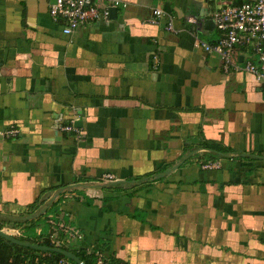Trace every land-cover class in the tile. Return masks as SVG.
Here are the masks:
<instances>
[{"label": "crops", "instance_id": "1", "mask_svg": "<svg viewBox=\"0 0 264 264\" xmlns=\"http://www.w3.org/2000/svg\"><path fill=\"white\" fill-rule=\"evenodd\" d=\"M120 1L65 35L52 0H0V229L49 246L56 208L84 238L49 247L100 248L113 264H264V89L240 69L253 51L238 47L225 71L194 44L216 40L215 24L188 21L245 0Z\"/></svg>", "mask_w": 264, "mask_h": 264}, {"label": "built area", "instance_id": "2", "mask_svg": "<svg viewBox=\"0 0 264 264\" xmlns=\"http://www.w3.org/2000/svg\"><path fill=\"white\" fill-rule=\"evenodd\" d=\"M118 5L126 6V2L112 0L107 5H99L95 0H52L49 8V14L55 21H62V31L65 35H73L78 29L92 21L101 19L108 20L111 17V8ZM162 13L160 7L153 10L154 18L150 22L157 23V16ZM211 18L214 20L219 36L214 41L203 40L198 36L195 37L194 44L204 48L211 53H217L222 60L223 69L229 71L232 67L240 68L235 65L234 53L238 47H251L253 54L252 59L240 69L254 76L257 83L264 89V0H245L240 4H226L212 13L209 17L207 14L189 15L188 21L199 24L204 19ZM167 28L173 30V23L170 21ZM62 130H78L73 123L62 125ZM18 129L12 127L3 132L7 136H15ZM207 165L205 167H212ZM106 178L112 179L114 175L107 173ZM65 213H59L55 210L48 215V221L51 229L47 233L49 241L58 245L69 244L72 241L84 238V234L78 227L70 223ZM95 256L94 264H113L106 254L99 248L91 251ZM10 264H29L11 261ZM52 264V263H46ZM57 264H78L66 258H60ZM127 264V263H116Z\"/></svg>", "mask_w": 264, "mask_h": 264}, {"label": "trees", "instance_id": "3", "mask_svg": "<svg viewBox=\"0 0 264 264\" xmlns=\"http://www.w3.org/2000/svg\"><path fill=\"white\" fill-rule=\"evenodd\" d=\"M150 176V175H149ZM48 227L44 228V232L42 236L47 235L48 233ZM47 238V237H46ZM43 239L45 241L44 243L46 245L52 246V244L49 242V239ZM23 241H39L37 240H31V237H23L21 238ZM73 252L80 257L81 260H83L86 264H94L95 263V256L93 253H85L83 250H73ZM45 253H48L50 256L41 257V262L46 263H52L57 264L58 260L60 258H66L61 253L55 252V251H42L40 249H31L29 247H24L21 245H17L15 243H10L6 241L3 237L0 236V264H5L6 261L10 258H13L14 261H22L24 259H27L29 257H33L35 255H41L43 256ZM87 254V255H85Z\"/></svg>", "mask_w": 264, "mask_h": 264}, {"label": "water", "instance_id": "4", "mask_svg": "<svg viewBox=\"0 0 264 264\" xmlns=\"http://www.w3.org/2000/svg\"><path fill=\"white\" fill-rule=\"evenodd\" d=\"M116 15H117V8L116 7H112L111 8V16L115 17ZM211 23L214 24V20L211 19V18H208L206 20V24L208 25V24H211ZM0 236L3 237L6 241H9L10 243H15V244H18V245L28 246V247H32V248L53 250L55 252L61 253L64 256L74 260L78 264H86L75 253H73L72 251H69L67 249H64V248H60V247L53 248V247H49V246H42V245H38V244L24 242V241L14 237L13 235L9 234L8 232H6L5 230H2V229H0Z\"/></svg>", "mask_w": 264, "mask_h": 264}]
</instances>
